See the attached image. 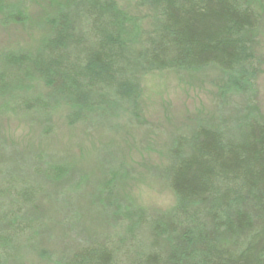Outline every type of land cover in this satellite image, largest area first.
Listing matches in <instances>:
<instances>
[{
	"label": "trees",
	"instance_id": "16d2710c",
	"mask_svg": "<svg viewBox=\"0 0 264 264\" xmlns=\"http://www.w3.org/2000/svg\"><path fill=\"white\" fill-rule=\"evenodd\" d=\"M259 1L139 0L146 13L137 19L114 0H80L54 20L36 54L9 53L2 65L29 80L15 84L20 93L42 82L50 88V98L67 100L77 121L104 116L114 107L138 106L141 78L150 72L213 66L240 91L256 75L253 43L260 17L252 4ZM4 95L0 90V99ZM34 98L26 103L15 97L21 104L15 112L47 116L59 105H42ZM246 130L231 138L200 126L189 136H177L168 153V183L177 200L168 219L149 222L141 214L124 212L126 234L116 236L114 246L108 240L88 244L66 264H264V212L252 230L246 214L235 215L242 197L264 189V124L249 121ZM65 171L47 165L33 174L54 181ZM42 194L43 187L32 180L1 179L0 264L19 258L5 247L35 232L38 223L25 214L36 209ZM147 223L155 239L176 238L169 242V252L158 241L147 245L137 237L136 228ZM237 227L248 230L242 241L234 248L222 245L218 231L234 234Z\"/></svg>",
	"mask_w": 264,
	"mask_h": 264
},
{
	"label": "rangeland",
	"instance_id": "374dc122",
	"mask_svg": "<svg viewBox=\"0 0 264 264\" xmlns=\"http://www.w3.org/2000/svg\"><path fill=\"white\" fill-rule=\"evenodd\" d=\"M78 1L0 0V90L6 93L0 99V181L12 176L43 187L36 209L25 214L38 226L27 238H19L18 245L5 247L8 253L19 255L9 264H66L70 255L88 244L108 240L112 247L116 236L126 234L127 211L149 222L165 221L177 202L167 175L168 153L177 136H189L204 126L234 138L246 130L249 121L264 124V0L252 4L260 24L253 43L256 75L248 89L236 91L213 66L150 72L141 78L138 106L114 107L87 121H77L67 100L50 98V88L42 82L20 93L15 84L29 80L2 65L4 57L36 54L50 36L54 20ZM114 1L137 19L146 13L138 7L139 0ZM15 15L20 19H13ZM15 97L26 103L37 97L42 105H59L47 116L19 114L15 111L21 104ZM47 165L66 171L54 181L33 174ZM140 185L152 194L146 200L136 194ZM240 200L235 215L246 214L252 230L264 212V189ZM149 224L136 226L137 237L147 245L158 241L161 250L169 252V242L176 238L155 239ZM236 230L234 234L218 231L219 242L229 248L237 246L248 230Z\"/></svg>",
	"mask_w": 264,
	"mask_h": 264
},
{
	"label": "clouds",
	"instance_id": "9594fccd",
	"mask_svg": "<svg viewBox=\"0 0 264 264\" xmlns=\"http://www.w3.org/2000/svg\"><path fill=\"white\" fill-rule=\"evenodd\" d=\"M136 194L142 200H146L149 198L150 195H152L150 191L147 189V186L145 185H140Z\"/></svg>",
	"mask_w": 264,
	"mask_h": 264
}]
</instances>
